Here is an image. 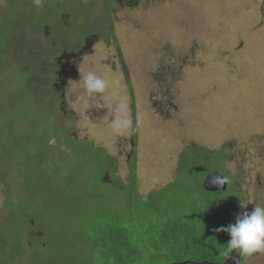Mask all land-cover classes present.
I'll return each mask as SVG.
<instances>
[{
  "label": "rangeland",
  "instance_id": "1",
  "mask_svg": "<svg viewBox=\"0 0 264 264\" xmlns=\"http://www.w3.org/2000/svg\"><path fill=\"white\" fill-rule=\"evenodd\" d=\"M57 2L59 18L50 14L41 35L42 42L49 44L47 58L40 51L41 38L31 33V47L40 51L44 66L54 72L42 76L48 79L46 90L39 81V85L30 83L28 91L54 96L61 126L81 141L71 143L69 150L64 135L49 138L55 154L67 153L49 160L48 170L62 166L51 174L59 180L68 176V181L74 174L78 186L84 187L85 181L90 185L78 190L81 196L110 194L116 205L124 207L126 198L113 184L129 181L134 154L135 188L146 196V207L155 204L186 217L195 210L206 211L226 228L235 223L237 214L264 204V0H137L130 6L113 4L109 21L102 15L101 0L92 1L89 19L85 14L82 18L74 2L65 4L67 9ZM41 9L39 15L46 13ZM4 10L0 7V12ZM33 10L38 14L40 7ZM95 19L102 21L100 27L92 22ZM109 22L112 34L107 31ZM9 31L0 24V37H8ZM89 35L93 40L78 55L57 56L61 50L67 55L77 52ZM13 42L20 49L24 43L22 37L10 38ZM89 71L108 82L105 93L89 96L83 84ZM18 85L16 110L8 108L13 101L0 96V119L7 132L12 123L5 115L31 111L32 104L22 97ZM118 120L131 123L116 132ZM75 163L81 166L78 172L72 168ZM7 167L0 174L16 181V169ZM25 168L24 173H30ZM212 172L229 178L224 190L203 187L205 176ZM33 178L38 181L40 176L35 172ZM3 194L0 188V207ZM32 226L25 229L27 237L45 234L36 223ZM26 248L29 253L41 245L33 239ZM263 255H244L245 264H264ZM193 260L201 259L182 262Z\"/></svg>",
  "mask_w": 264,
  "mask_h": 264
},
{
  "label": "trees",
  "instance_id": "2",
  "mask_svg": "<svg viewBox=\"0 0 264 264\" xmlns=\"http://www.w3.org/2000/svg\"><path fill=\"white\" fill-rule=\"evenodd\" d=\"M57 1L65 9V4L74 2L82 18L85 14L89 19L93 0H43L41 7L46 13L41 15V7L38 14L33 10L37 8L34 0L0 1V7H6L0 12V16L4 15V21H0V24H6L11 32L10 37H0L5 39L4 43H0V46H4L0 48V88L3 90L0 96H7L13 101L8 108L16 110L14 90L21 84L22 97L32 104L29 114L4 116L8 123H12L9 132L0 119V169L8 166L17 171L16 181L11 176L4 179L0 174V188L4 192V202L0 207V264H174L186 258L222 261L225 258L222 252L226 250L229 237L226 232L217 231L223 225L213 221L212 216L205 214L206 211L195 210L193 215L186 217L180 212H167L159 205L145 206L146 196L139 194L135 188L134 154L128 166L129 181L122 185L119 182L113 184L126 198L124 207L116 205L110 194L104 195L105 198L99 197L101 200L92 195L81 196L78 190L90 186L89 183L85 181L82 184L84 187L78 186L74 174L69 175L70 181L66 180L68 176L59 180L54 173L62 166L47 169L49 160L67 154H55L49 143L50 137L64 135L69 150L71 143L81 141L68 136L61 126L62 114L56 107L58 100L54 96H39L34 91L31 94L28 91L30 83L39 85V81L44 83L46 90L48 79H44H47L46 82L42 76L54 72L44 66L40 51L44 58L50 53L48 41L42 42L41 35L50 14L55 19L59 18ZM112 7L113 0H101L102 15L106 14L107 18H104L108 21ZM97 20L92 21L94 25ZM100 22L96 23L98 27ZM29 28H33L34 32ZM55 31L59 30L54 28ZM75 31L72 27L70 32L76 36ZM107 31L112 34L110 22ZM31 33L41 38L40 51L31 47L34 42ZM18 37H22L24 42L21 49L14 47V42L10 43V38L15 40ZM114 45L118 48L116 42ZM121 64L127 78L123 61ZM34 77H38L37 82ZM112 158L116 167V160ZM25 167L30 169V173H24ZM72 168L75 172L81 170L78 163ZM35 172L40 176L38 181L33 178ZM34 223L40 229H45V234L36 238L27 237L25 229H34ZM33 239L40 243L41 248L28 253L26 243Z\"/></svg>",
  "mask_w": 264,
  "mask_h": 264
},
{
  "label": "clouds",
  "instance_id": "3",
  "mask_svg": "<svg viewBox=\"0 0 264 264\" xmlns=\"http://www.w3.org/2000/svg\"><path fill=\"white\" fill-rule=\"evenodd\" d=\"M37 7L43 5V0H34ZM83 84L89 96L93 94H103L109 87L105 79L100 78L94 72L89 71L83 75ZM123 101L121 107H123ZM131 122L128 120H118L114 124V131L120 132ZM229 182L226 176L213 177L212 186H223ZM241 208L246 207L242 201ZM217 231H224L230 235V240L226 244V250L222 255L227 257L233 250L240 254L251 255L253 253H264V204H256L249 211H243L237 214L235 223L226 228L221 227Z\"/></svg>",
  "mask_w": 264,
  "mask_h": 264
},
{
  "label": "water",
  "instance_id": "4",
  "mask_svg": "<svg viewBox=\"0 0 264 264\" xmlns=\"http://www.w3.org/2000/svg\"><path fill=\"white\" fill-rule=\"evenodd\" d=\"M215 176H222L218 172H212L205 176L203 187L206 190L214 191L218 189H225L226 184L223 186H212L211 181ZM174 264H241L240 256L238 251L233 250L225 257L222 261H208V260H193V261H184V262H175Z\"/></svg>",
  "mask_w": 264,
  "mask_h": 264
},
{
  "label": "flooded vegetation",
  "instance_id": "5",
  "mask_svg": "<svg viewBox=\"0 0 264 264\" xmlns=\"http://www.w3.org/2000/svg\"><path fill=\"white\" fill-rule=\"evenodd\" d=\"M136 1L137 0H113V4L119 3L121 5L130 6V5L134 4V3H136ZM92 40H93L92 39V35L85 36V38L83 39V43H82L83 45L78 48L77 52L72 51L71 53H69V55H67L64 50H61L59 52V55H57V56L60 58V57H63V56L71 57V56L78 55V53H80L82 50H84L87 47V45L90 44V41H92ZM56 75H59V73L56 72ZM52 86L56 87V83H52ZM226 185H227V183H226ZM222 190H224V189H222ZM214 191H216V190H214ZM237 202H238V199H237ZM262 254H264V253H262ZM239 256H240L241 264H245L246 261H244V254H240L239 253Z\"/></svg>",
  "mask_w": 264,
  "mask_h": 264
}]
</instances>
